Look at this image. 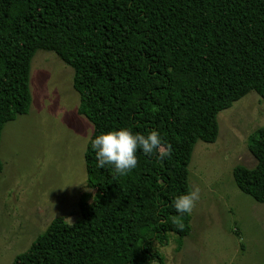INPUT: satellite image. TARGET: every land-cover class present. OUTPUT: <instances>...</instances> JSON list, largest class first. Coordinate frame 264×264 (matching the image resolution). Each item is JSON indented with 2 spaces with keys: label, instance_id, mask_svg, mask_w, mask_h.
Returning a JSON list of instances; mask_svg holds the SVG:
<instances>
[{
  "label": "trees",
  "instance_id": "1",
  "mask_svg": "<svg viewBox=\"0 0 264 264\" xmlns=\"http://www.w3.org/2000/svg\"><path fill=\"white\" fill-rule=\"evenodd\" d=\"M39 51L73 71L78 114L93 127L84 163L95 195L80 202L79 219L55 218L11 264H165L156 246L172 236L180 251L191 233L190 214L172 205L191 190L195 145L214 144L218 115L249 94L264 102V0H0V141L30 110ZM122 127L155 130L162 142L118 175L96 167L90 140ZM247 149L256 165L235 167L233 180L264 204V127Z\"/></svg>",
  "mask_w": 264,
  "mask_h": 264
},
{
  "label": "rangeland",
  "instance_id": "2",
  "mask_svg": "<svg viewBox=\"0 0 264 264\" xmlns=\"http://www.w3.org/2000/svg\"><path fill=\"white\" fill-rule=\"evenodd\" d=\"M73 71L53 53L39 51L30 70L31 107L3 128L0 141V264L29 249L52 220L79 219L86 187L84 153L93 127L78 114ZM212 144L197 142L189 165L190 189L200 199L191 233L180 251L174 237L159 248L165 264H264V204L242 194L232 172L252 169L249 136L264 127V102L251 93L217 118ZM152 264H158L156 262Z\"/></svg>",
  "mask_w": 264,
  "mask_h": 264
},
{
  "label": "clouds",
  "instance_id": "3",
  "mask_svg": "<svg viewBox=\"0 0 264 264\" xmlns=\"http://www.w3.org/2000/svg\"><path fill=\"white\" fill-rule=\"evenodd\" d=\"M162 142L160 134L151 130L147 134L133 132L127 127L118 130L101 132L90 140L91 149L95 153L96 167L110 166L120 175L126 174L137 166V151L151 157ZM170 154V152L168 153ZM166 154H160L163 159ZM200 199L199 187L177 195L173 200V207L177 214H191L196 202Z\"/></svg>",
  "mask_w": 264,
  "mask_h": 264
}]
</instances>
